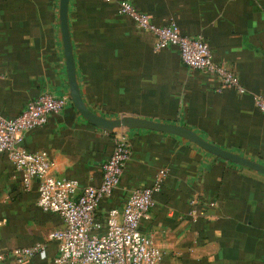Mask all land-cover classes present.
<instances>
[{"label": "crops", "instance_id": "1", "mask_svg": "<svg viewBox=\"0 0 264 264\" xmlns=\"http://www.w3.org/2000/svg\"><path fill=\"white\" fill-rule=\"evenodd\" d=\"M118 1H69L77 79L88 107L107 117L183 124L264 163V112L254 99L264 94V0H129L157 24L173 17L182 32L202 35L245 92L218 91V78L187 66L175 45L156 48L153 34L120 13ZM45 90L69 94L59 0H0V112L17 115ZM122 128L131 154L119 185L99 202L98 217L121 207L132 188L150 184L165 167L155 203L140 222L162 251L159 264H264L263 172L175 133ZM22 143L45 150L56 175L98 185L113 132L85 118L70 99L44 125L26 131ZM22 177L0 152V252L43 241L47 255L24 262L8 255L0 264H56L57 241L48 234L63 225L62 217L43 210L37 181L25 188Z\"/></svg>", "mask_w": 264, "mask_h": 264}, {"label": "built area", "instance_id": "2", "mask_svg": "<svg viewBox=\"0 0 264 264\" xmlns=\"http://www.w3.org/2000/svg\"><path fill=\"white\" fill-rule=\"evenodd\" d=\"M118 10L131 16L138 28L151 32L156 48L175 45L187 66L218 78V91L223 88L246 91L239 75L225 62L214 58L202 35L182 32L173 17L165 24H157L149 13L129 0H119ZM254 99L264 112V94L255 93ZM69 101L67 93L45 90L29 100L17 115L6 116L0 112V152L6 153L22 171L25 188H30L33 180L37 181L38 205L62 217L63 225L48 234L57 241L54 263L159 264L162 251L151 234L141 231L140 222L154 205L155 194L163 185L167 168H160L150 184L132 188L121 207L110 206L103 217L97 216L99 202L119 185L131 154L129 136L123 128L113 132V148L103 163L102 180L98 185L80 186L76 178L56 175L52 171L54 161L45 150H31L22 143L26 131L44 125L53 112L62 110ZM191 202L194 203L195 198ZM189 214L195 216L196 211L191 208ZM35 254L46 257L45 242L7 249L0 252V258L6 259L9 255L15 262H24Z\"/></svg>", "mask_w": 264, "mask_h": 264}, {"label": "water", "instance_id": "3", "mask_svg": "<svg viewBox=\"0 0 264 264\" xmlns=\"http://www.w3.org/2000/svg\"><path fill=\"white\" fill-rule=\"evenodd\" d=\"M69 1L70 0H59L60 28L69 82L68 95L73 104L85 118H87L98 127L111 132H114L117 128L122 127H146L175 133L183 136L190 141L196 142L201 147L213 152L216 155H220L224 158L248 165L264 173V163L248 158L227 148H223L222 146L207 140L198 132L183 124L163 122L160 120H155L153 118H147L133 114H123L117 117H107L91 110V108L88 107L82 97L79 82L77 79L73 43L69 26Z\"/></svg>", "mask_w": 264, "mask_h": 264}]
</instances>
